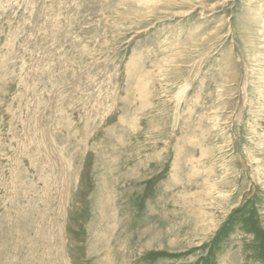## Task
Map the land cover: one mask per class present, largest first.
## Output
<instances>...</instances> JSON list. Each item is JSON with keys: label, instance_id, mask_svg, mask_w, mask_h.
I'll return each instance as SVG.
<instances>
[{"label": "rangeland", "instance_id": "374dc122", "mask_svg": "<svg viewBox=\"0 0 264 264\" xmlns=\"http://www.w3.org/2000/svg\"><path fill=\"white\" fill-rule=\"evenodd\" d=\"M0 264H264V0H0Z\"/></svg>", "mask_w": 264, "mask_h": 264}]
</instances>
